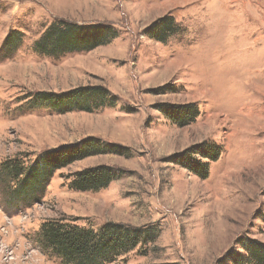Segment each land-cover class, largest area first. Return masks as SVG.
Wrapping results in <instances>:
<instances>
[{"label": "rangeland", "instance_id": "obj_1", "mask_svg": "<svg viewBox=\"0 0 264 264\" xmlns=\"http://www.w3.org/2000/svg\"><path fill=\"white\" fill-rule=\"evenodd\" d=\"M167 14L181 31L150 38L147 27ZM56 20L108 22L119 35L90 51L38 52ZM80 85L108 88L116 105L58 113L31 102ZM190 102L201 113L186 126L160 107ZM88 137L124 151L57 170L37 201L12 198L6 161L31 163ZM207 142L223 153L203 178L178 158ZM97 165L118 171L107 188L69 186L70 174ZM61 218L154 232L108 264H239L245 242L264 244V0H0V264H68L40 244L43 222Z\"/></svg>", "mask_w": 264, "mask_h": 264}, {"label": "trees", "instance_id": "obj_2", "mask_svg": "<svg viewBox=\"0 0 264 264\" xmlns=\"http://www.w3.org/2000/svg\"><path fill=\"white\" fill-rule=\"evenodd\" d=\"M174 16L167 14L157 18L147 27L146 34L160 42L181 31ZM119 31L108 22L80 24L66 20L54 21L35 42V49L43 54L59 57L65 53L90 51L116 39ZM17 32L6 38L4 48L11 52L17 47ZM20 39V38H19ZM31 101L44 104L58 113L74 110L94 111L115 106L117 99L102 85H80L59 92L38 91ZM162 112L173 122L186 126L199 117L197 103L162 104ZM117 144H106L101 139L88 137L77 143L66 144L41 152L33 162L9 160L3 164L12 182V198L19 201L39 200L57 170L87 157L106 152L123 153ZM223 146L215 142L195 145L179 154L178 160L196 175L206 178L210 163L218 160ZM178 155H176L177 157ZM175 157V156H174ZM118 177V171L109 165H97L76 171L69 176V186L80 191H99L107 188ZM40 244L61 257L68 264H108L119 256L134 250L138 245L155 239L150 227L134 226L121 222H106L99 228L75 223L72 219H51L43 222ZM244 243V242H243ZM245 255L239 264H264V244L247 241L242 246Z\"/></svg>", "mask_w": 264, "mask_h": 264}]
</instances>
